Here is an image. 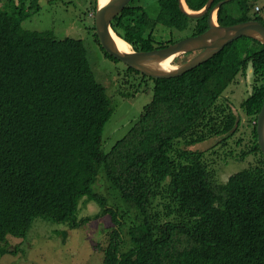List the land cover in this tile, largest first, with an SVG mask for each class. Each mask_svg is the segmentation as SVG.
Returning a JSON list of instances; mask_svg holds the SVG:
<instances>
[{
  "label": "trees",
  "instance_id": "trees-1",
  "mask_svg": "<svg viewBox=\"0 0 264 264\" xmlns=\"http://www.w3.org/2000/svg\"><path fill=\"white\" fill-rule=\"evenodd\" d=\"M18 2L13 13L0 6V254L16 252L8 236L26 238L38 218L77 227L86 197L101 207L96 218L107 216L110 222L105 264H264V154L257 135L264 45L242 37L174 78H151L127 65L153 81L154 96L126 136L106 152L103 132L116 108L96 78L85 41L24 29L40 6L37 0ZM129 2L112 27L137 52L178 41L173 36L157 41V27L190 29L192 35L208 29V15L188 17L179 0H158L155 19ZM185 2L200 11L208 0ZM234 4L241 17L232 15ZM93 8L96 12L97 0ZM254 8L251 0H230L217 21L264 24L260 8ZM95 36L106 56L119 61ZM250 71L254 84L241 108L252 131L238 156L253 155L256 162L220 182L206 152L191 147L212 138L226 145L240 131V113L221 99ZM101 173L137 211L138 222L128 228L132 246L125 252L120 249L125 216L94 189Z\"/></svg>",
  "mask_w": 264,
  "mask_h": 264
},
{
  "label": "rangeland",
  "instance_id": "rangeland-1",
  "mask_svg": "<svg viewBox=\"0 0 264 264\" xmlns=\"http://www.w3.org/2000/svg\"><path fill=\"white\" fill-rule=\"evenodd\" d=\"M154 2L152 1L153 4ZM251 2L255 4L254 9L260 8L259 14L264 21V0H251ZM37 3L40 10L35 11L24 21V29L39 32L49 30L54 31L58 37L73 36L85 41L96 78L105 85L116 108L103 132V149L109 152L117 141L126 136L145 106L152 101L153 81L130 71L125 63L106 56L95 36L94 0H37ZM0 6L3 10L13 13L15 7L21 4L18 0H0ZM256 10H252L251 14ZM159 11L158 2V13ZM231 11L232 15L241 17L238 5L231 6ZM156 13L157 6L148 10L151 18L155 17ZM155 34L157 41L166 40L172 36L179 41L192 36V31L190 29L162 31L157 27ZM196 54L186 53L180 56L179 62L176 63L186 62ZM253 84L252 71L248 73V76L239 75L221 99L223 102L233 103L240 113L242 119L240 131L228 140L226 145L220 142L221 138H212L191 147L193 150L206 152V157L217 170L220 182H226L231 175L256 162V157L253 155H249L244 160L238 156L247 149L252 131V125L242 110L241 103L248 98ZM241 137H244L243 143L237 145ZM181 146L183 147L184 144ZM231 151L233 155L230 154ZM94 189L96 193L107 199L110 206L121 210L125 216V225L122 229L125 238L120 249L122 252L127 251L132 246L128 228L138 222L137 211L128 208L118 192L111 188L103 173L98 178ZM100 211L101 207L97 202L84 197L80 201L77 213L79 220L77 227L70 228L64 223L36 219L26 238L8 236L12 250L16 252L0 254V264H105V250L110 242L108 234L111 230L108 225L106 226L110 223L107 216L101 215L100 218H96ZM88 217L90 219L86 221L84 218Z\"/></svg>",
  "mask_w": 264,
  "mask_h": 264
},
{
  "label": "water",
  "instance_id": "water-1",
  "mask_svg": "<svg viewBox=\"0 0 264 264\" xmlns=\"http://www.w3.org/2000/svg\"><path fill=\"white\" fill-rule=\"evenodd\" d=\"M130 0H108L101 4L97 0L95 28L104 49L119 61L151 78H174L200 66L220 53L234 41L248 37L264 45V24L256 21H245L233 25H220L217 20L219 9L228 1L213 5L215 0H208L200 11L191 10L185 0H179L180 10L190 18H201L208 15V29L198 35L181 39L163 48L137 52L133 49L120 48L116 42L117 35L112 22L120 14ZM187 7H185V5ZM118 36V35H117ZM197 51V54L186 62L173 65L180 56ZM168 65L167 69L162 66ZM257 135L261 151L264 154V104L257 119Z\"/></svg>",
  "mask_w": 264,
  "mask_h": 264
},
{
  "label": "flooded vegetation",
  "instance_id": "flooded-vegetation-1",
  "mask_svg": "<svg viewBox=\"0 0 264 264\" xmlns=\"http://www.w3.org/2000/svg\"><path fill=\"white\" fill-rule=\"evenodd\" d=\"M152 1H155L154 4L152 3ZM133 3L132 6H141L144 12L148 13V10H152L153 8H155V6H157V13L155 15V17H153V19H155L158 15V0H130L129 3Z\"/></svg>",
  "mask_w": 264,
  "mask_h": 264
},
{
  "label": "bare ground",
  "instance_id": "bare-ground-1",
  "mask_svg": "<svg viewBox=\"0 0 264 264\" xmlns=\"http://www.w3.org/2000/svg\"><path fill=\"white\" fill-rule=\"evenodd\" d=\"M108 2V0H100V3L103 5V4H106ZM185 5V4H184ZM185 7H187L185 5ZM215 23H217V20L215 18L214 20ZM115 38H116V42L118 43V46L120 48H124L126 50H132V47L122 38H120L119 36L115 35ZM169 66L168 65H164L162 66L163 69H167Z\"/></svg>",
  "mask_w": 264,
  "mask_h": 264
},
{
  "label": "clouds",
  "instance_id": "clouds-1",
  "mask_svg": "<svg viewBox=\"0 0 264 264\" xmlns=\"http://www.w3.org/2000/svg\"><path fill=\"white\" fill-rule=\"evenodd\" d=\"M95 14H96V12H95Z\"/></svg>",
  "mask_w": 264,
  "mask_h": 264
}]
</instances>
